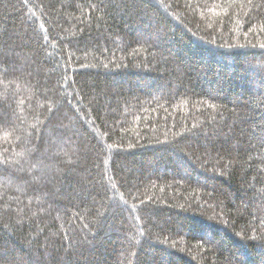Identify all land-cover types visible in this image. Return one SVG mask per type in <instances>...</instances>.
<instances>
[{
	"label": "trees",
	"instance_id": "16d2710c",
	"mask_svg": "<svg viewBox=\"0 0 264 264\" xmlns=\"http://www.w3.org/2000/svg\"><path fill=\"white\" fill-rule=\"evenodd\" d=\"M264 264V0H0V264Z\"/></svg>",
	"mask_w": 264,
	"mask_h": 264
},
{
	"label": "snow or ice",
	"instance_id": "6c2138e0",
	"mask_svg": "<svg viewBox=\"0 0 264 264\" xmlns=\"http://www.w3.org/2000/svg\"><path fill=\"white\" fill-rule=\"evenodd\" d=\"M37 264H39V262H37Z\"/></svg>",
	"mask_w": 264,
	"mask_h": 264
}]
</instances>
